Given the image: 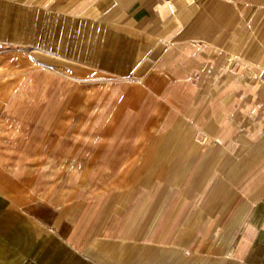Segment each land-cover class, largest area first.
Masks as SVG:
<instances>
[{
	"label": "crops",
	"instance_id": "0c3cea01",
	"mask_svg": "<svg viewBox=\"0 0 264 264\" xmlns=\"http://www.w3.org/2000/svg\"><path fill=\"white\" fill-rule=\"evenodd\" d=\"M263 67L264 0H0V264H264Z\"/></svg>",
	"mask_w": 264,
	"mask_h": 264
},
{
	"label": "built area",
	"instance_id": "2783aa9c",
	"mask_svg": "<svg viewBox=\"0 0 264 264\" xmlns=\"http://www.w3.org/2000/svg\"><path fill=\"white\" fill-rule=\"evenodd\" d=\"M260 81L264 83V68L262 69L260 74Z\"/></svg>",
	"mask_w": 264,
	"mask_h": 264
},
{
	"label": "rangeland",
	"instance_id": "374dc122",
	"mask_svg": "<svg viewBox=\"0 0 264 264\" xmlns=\"http://www.w3.org/2000/svg\"><path fill=\"white\" fill-rule=\"evenodd\" d=\"M25 99H29V97H24Z\"/></svg>",
	"mask_w": 264,
	"mask_h": 264
},
{
	"label": "bare ground",
	"instance_id": "6f19581e",
	"mask_svg": "<svg viewBox=\"0 0 264 264\" xmlns=\"http://www.w3.org/2000/svg\"><path fill=\"white\" fill-rule=\"evenodd\" d=\"M264 68V67H263Z\"/></svg>",
	"mask_w": 264,
	"mask_h": 264
}]
</instances>
